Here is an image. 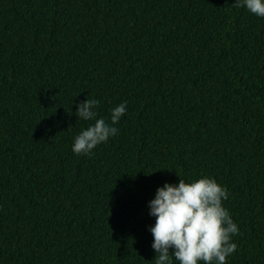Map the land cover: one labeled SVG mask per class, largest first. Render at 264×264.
<instances>
[{
  "label": "trees",
  "instance_id": "trees-1",
  "mask_svg": "<svg viewBox=\"0 0 264 264\" xmlns=\"http://www.w3.org/2000/svg\"><path fill=\"white\" fill-rule=\"evenodd\" d=\"M0 264H264V0H0Z\"/></svg>",
  "mask_w": 264,
  "mask_h": 264
}]
</instances>
